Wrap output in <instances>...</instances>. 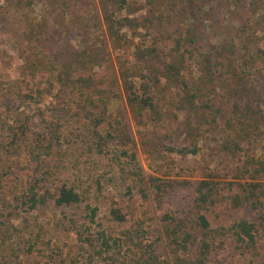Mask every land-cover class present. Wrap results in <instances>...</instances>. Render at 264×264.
I'll return each instance as SVG.
<instances>
[{"label": "trees", "instance_id": "obj_1", "mask_svg": "<svg viewBox=\"0 0 264 264\" xmlns=\"http://www.w3.org/2000/svg\"><path fill=\"white\" fill-rule=\"evenodd\" d=\"M144 1L151 14L142 24L131 16L132 0H99L98 8L95 0H56L47 13H54L51 23L49 16L41 22L28 17L26 9L34 0H15L23 11L24 47L18 73L26 84L33 83L28 93L18 92L17 97L36 102L54 88L75 95V116L92 130L95 151L111 155L129 198L138 190L144 200L162 209L165 198L177 188L191 189L186 205L179 211L163 210L159 218L156 240L164 243L173 264H210L211 256L225 249L232 252L235 264L247 256L254 264H264V254L258 251L260 242L264 246V48L233 41L204 50L198 29L200 0L191 1L194 7H186L189 26L177 36H169L164 46L162 35L150 45L135 44L126 31L151 29L168 15L173 0ZM97 10L111 49L123 53L132 48L129 56L116 58V66L108 62L104 44L82 37L90 35L88 16ZM250 11L258 16L253 3ZM193 58L197 68L186 76L188 61ZM96 68L100 72L96 73ZM37 77L48 87L40 88ZM121 95L127 111L113 119L110 102ZM40 119L46 128L42 137L31 132L28 117L13 125L0 123V264H22L32 253L34 244L18 230L15 221L21 219L26 225L29 214L52 202L67 207L84 201L74 186L50 188L55 172L46 168L45 161L60 135L52 127L54 120L43 114ZM104 124L108 129L101 136L97 129ZM133 126L141 129L136 132L140 145L183 157L197 155L204 136L216 133L217 153L224 164L202 174L196 182L147 176L134 152ZM111 145L116 150L112 151ZM25 160L34 166L30 176L22 180ZM88 212L89 224H94L97 209L88 207ZM108 223L120 227L128 223L116 202L110 205ZM89 224L74 227L81 247L98 249L96 254L101 256L121 242L105 229L92 230ZM147 233L136 223L122 231L130 255L122 259L118 251L109 254L111 263L166 264L168 260L162 259L152 243H144ZM69 264L77 262L72 259Z\"/></svg>", "mask_w": 264, "mask_h": 264}, {"label": "rangeland", "instance_id": "obj_2", "mask_svg": "<svg viewBox=\"0 0 264 264\" xmlns=\"http://www.w3.org/2000/svg\"><path fill=\"white\" fill-rule=\"evenodd\" d=\"M183 1L184 3L181 0L171 1L166 11L168 15L155 22L151 29L126 31L128 39L135 44L150 45L155 41L156 36L162 35L164 40L161 44L164 46L169 36L183 33L191 22L186 17V7L188 5L194 7L192 0ZM95 2L98 8L99 0ZM54 3L56 0H34L31 8L26 9L28 17L33 18L35 22H41L44 17L49 16V23L55 21L54 13L47 14L53 9ZM252 3L258 16L254 17L250 11ZM131 4L134 10L131 16L144 24L151 14L146 2L132 0ZM22 13V9L16 6L15 0H0V123L13 125L16 121L20 123L24 117H28V127L31 132L42 137L46 128L40 119L41 115L54 120L56 123L52 127L58 129L57 134L60 135V139L51 149L50 158L45 161L46 168L55 172L49 180V186L54 191L62 184L74 186L77 192L84 196L83 202L67 207H59L52 202L45 208L29 214L26 225L21 219L15 221L18 230H21L25 238L30 239L34 244L32 253L22 259V264H69L72 259L76 260L77 264H113L108 258L109 254L118 251L122 259L130 255L131 249L123 243L120 233L134 223L148 231L144 236V243L147 245L152 243L162 259L168 260L165 263L173 264L172 255L167 251L164 243L156 240L160 235L159 218L163 210L179 211L178 209L186 205L191 200V189L188 186L177 188L165 198L162 209L151 201L144 200L138 190H134L132 197L129 198L125 187L118 179L117 166L111 161V155L98 154L95 151L93 144L96 138L92 130L85 126L80 117L75 116L77 102L75 95L60 93L54 88L48 96L41 94L40 99L36 98V102L30 100L23 102L17 97L18 92L28 93V88L33 84L31 81L26 84L18 73L24 47L21 37ZM88 17L90 35L83 34L82 37L97 45L104 44L106 47L104 54L107 57L106 52H108L109 63L115 64L116 58L122 57V54L126 57L130 55L132 48H125L123 53L111 49L101 25L99 10L90 12ZM198 17L201 44L206 51L214 44H229L233 41L238 44L252 43L264 48V0H200ZM188 63L186 76L190 74L189 70L194 74V68H197L194 66V58ZM95 70L96 73L100 72L97 68ZM37 78L40 88L48 87L44 80ZM218 90L222 91L219 88ZM121 111H127L124 95L111 101L109 106L113 119ZM149 125L147 122L146 126ZM107 129L108 125L104 124L97 130L101 136H104ZM137 130L141 129L133 126L132 131L137 143L134 152L147 176L174 179L179 182H196L201 179L202 174L218 170L220 168L218 164H224L217 153L216 133H207L204 136L199 143L200 149L197 155L183 157L176 152L170 153L165 150L157 152L150 147L140 145ZM111 150H116V147L111 145ZM22 165L20 178L26 180L34 165H29L27 160L25 163L23 161ZM96 182L99 184V189ZM112 202H116L117 207L128 219L126 226L120 227L108 223ZM88 207L97 209L95 223L91 225L88 219ZM84 224H89L92 230L105 229L107 234L112 233V236L121 239V242H117V247L113 246L107 253L97 255L98 249L86 245L81 247L83 243L74 234V227ZM258 251L264 254L262 242L259 243ZM231 255L230 250H221L217 255L211 256L210 264H216V261H231V264H235ZM254 262L252 257L247 256L241 264H254Z\"/></svg>", "mask_w": 264, "mask_h": 264}]
</instances>
